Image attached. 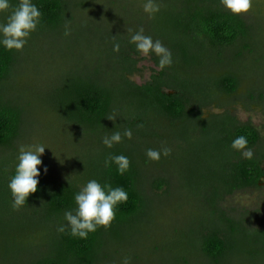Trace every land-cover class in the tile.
Segmentation results:
<instances>
[{"label":"trees","instance_id":"1","mask_svg":"<svg viewBox=\"0 0 264 264\" xmlns=\"http://www.w3.org/2000/svg\"><path fill=\"white\" fill-rule=\"evenodd\" d=\"M81 1L32 0L42 12L37 30L21 50L0 46V150H6L0 156V264H115L125 257L131 263L157 225L163 199L172 186L169 176L154 174L164 160L180 158L196 138L198 147L211 152L214 163L201 171L206 172L200 180L199 171L192 170L193 180L186 183L176 172L177 189L198 197L206 193L207 200L218 203L221 212L219 220L196 231L187 252L196 254L195 258L202 256L206 264H264V229L244 216H230L221 205L226 194L257 186L264 178L263 149L245 159L242 150L231 147L235 137L245 135L247 147L254 148L260 142L259 130L238 121L228 110L206 116L201 113V107L211 103L216 94L230 96L237 91L236 73L193 74L206 65L215 68L219 63L239 61L243 50L255 52L253 59L250 56L253 63L264 60V42L257 40L260 35L254 26L222 7L220 0H157L160 11L152 17L151 29L143 27L144 34L160 40L172 52L173 62L137 83L130 76L137 70L140 52L129 39L141 25L116 28L100 23L98 17L88 20L76 6L89 5L91 0ZM18 3L10 0L11 5ZM10 11L0 12V22ZM74 29L77 47L73 52L70 45L63 44L60 67L44 78L46 90L28 85V78H22L29 69L25 60L28 51H35L37 39L63 43ZM115 42L120 44L119 51L113 50ZM76 48H80L78 54ZM230 48L235 49L234 56L224 54ZM153 57L158 65L159 57L155 53ZM43 109L76 128L75 141L96 145L77 155L73 175L63 180L52 179L48 169L46 173L41 169L37 191L23 206L13 208L8 182L15 172L18 146L29 133L28 119L37 122L38 110ZM51 121L56 122L54 118ZM126 128L132 130L131 139L123 137ZM115 131L123 138L108 148L102 138ZM164 147L171 150L169 155L162 154L155 161L147 158L146 149ZM110 153L129 158L126 173L118 174L115 164L105 165ZM89 154L93 158L88 159ZM91 179L123 186L127 202L117 206L109 227H98L87 239L70 235V227L58 231L59 225L68 224L65 210L76 207L73 194ZM160 189L166 192L157 199V194L153 198L148 193ZM175 230L178 232V227ZM161 245L169 254L166 264H190L180 260L184 250L178 235Z\"/></svg>","mask_w":264,"mask_h":264},{"label":"rangeland","instance_id":"2","mask_svg":"<svg viewBox=\"0 0 264 264\" xmlns=\"http://www.w3.org/2000/svg\"><path fill=\"white\" fill-rule=\"evenodd\" d=\"M80 4L82 3L76 5ZM82 7L83 9L81 10ZM76 9V11H80L79 13L84 14V17H87L88 20L98 17L99 20L101 19V22L98 21V23L104 22L105 26H115L116 28L141 25L140 27L142 28L147 26L148 29H151V19L154 17V15H149L148 18L143 8V0H91L89 5L76 6ZM240 15L254 26L257 35H260L257 40L261 38L264 42V0H253L249 11ZM78 18L80 20V17ZM116 28L113 29V33H115ZM85 33L84 35H87ZM71 35L63 43L53 40L48 44L41 41L42 38L37 39V47L33 54L27 50L28 61L25 60V64L29 69L26 70V74L22 78H28V85L34 86L35 90L38 89L37 91H39V87L42 91L46 90L44 78L52 75L55 67H60L61 61H59L58 56L61 54L63 44L70 45L71 49L77 47L74 42L78 32L74 29ZM82 40H84L83 37ZM234 50V48L226 49L224 54L234 56L231 55ZM75 51L78 54L80 48H76ZM34 55L39 56L34 59ZM253 55H255L254 51L250 53V50H243L241 57H238L239 61L227 63L228 65H224V62L219 63L215 68L212 65H206L196 68L193 74L214 76L216 73L224 72L225 70L237 74L239 78L237 91L230 96L216 94L215 99L211 103L201 107V113L206 116L228 110L238 121L251 123L258 128L260 133V142L252 148V151H256L259 148L264 151V60L253 63L250 57L252 56L253 59ZM153 56L154 53L152 52L147 56L139 54L137 70L130 76L134 82L142 83L147 81L150 75L159 69ZM71 61L73 62V60ZM32 63L33 65H31ZM36 118L37 122H34L31 118L28 119L29 124L27 127L29 133L20 144H45L48 147L45 148L42 160L43 164L47 166L51 178L63 180L68 175L72 176L74 170L72 166L77 155L82 151L90 150L96 144H86L83 140L75 141L76 135H78L77 129L61 120L53 111L47 113L44 109L42 111L38 110ZM52 118L56 122H52ZM48 120L49 128L47 127ZM164 130L159 125V131L164 133ZM196 139L182 151L180 158H176V161L174 158H169L164 160V163L161 162L163 166L160 169L158 168V172L154 174L156 177L161 178L169 176L172 186L168 192L160 189L156 190L157 193H153L149 190L148 193L150 196L152 194L153 198L157 194L155 199L162 192L167 193V198L163 199L166 201L160 211L161 215L158 217L157 225L153 228L149 238L142 241L138 255L135 256L130 264H166L164 260L166 256L169 257V254L167 249L163 248L161 242H168V238L172 239L175 235H178L183 245L184 254L180 258V260L183 259V263L186 261L190 262V264L207 263L202 256L195 258L196 254L187 252L188 242L194 237L196 231H199L204 225H209L213 221L219 220L221 208L218 203L208 201V195L205 192L206 196L202 194L201 197H198L194 194L186 193L187 191L177 189L178 181L175 178V173L179 172L182 181L185 183L192 181L194 176L192 170H196L200 172L197 174L200 180L204 178L202 175L206 172L201 171L209 167L212 168L215 158L211 155V152L206 153L207 151H203L202 148L198 147L199 139ZM5 151L0 150V156L6 153ZM91 156L93 154H89L88 159L93 158ZM154 165L155 162L152 161L151 166ZM221 205L230 216L236 218L244 216L247 220H251L254 226L264 229V178L257 186L237 189L230 194H226ZM213 209H216L215 212H213ZM175 227H178V232H175ZM115 264L122 263L118 262Z\"/></svg>","mask_w":264,"mask_h":264},{"label":"clouds","instance_id":"3","mask_svg":"<svg viewBox=\"0 0 264 264\" xmlns=\"http://www.w3.org/2000/svg\"><path fill=\"white\" fill-rule=\"evenodd\" d=\"M221 5L234 15L246 13L252 6L253 0H220ZM11 8L4 22H0V46L7 50H21L28 42L31 33L37 30L42 16L41 10L32 0H19L16 5H11L10 0H0V12ZM143 8L150 16L160 11L157 0H143ZM131 31V30H130ZM68 32H65L67 35ZM129 43L134 44L136 50L142 55H149L154 52L158 57V67L163 70L172 64V52L165 47L160 40H153L149 35L144 34L143 28L131 34ZM120 44L115 42L113 50L119 51ZM142 126V125H140ZM123 137L131 139L132 130L126 128ZM120 131L112 132L102 138V143L111 148L115 143L122 140ZM249 141L247 136L239 135L231 141V147L242 150L241 155L245 159H252L254 153L247 147ZM42 143L20 144L16 156L15 172L9 179L8 188L12 194V207L19 208L27 202L31 193L37 191L41 169L46 173L47 166L43 164L42 155L45 148ZM170 149H146V156L149 160H159L161 155L170 154ZM62 162V161H61ZM106 166L116 165L118 174L123 175L130 168V160L123 154H109L105 161ZM41 166V167H38ZM76 207L65 210L64 219L67 225L58 226V231L64 232L70 227V235L81 239H87L89 233L95 232L98 227H109L115 219L116 208L119 204L126 203L128 192L123 186L113 187L111 183L101 184L96 179L88 180L79 190L73 194ZM122 264H130L128 257H125Z\"/></svg>","mask_w":264,"mask_h":264}]
</instances>
